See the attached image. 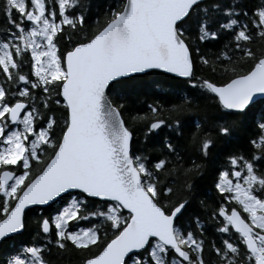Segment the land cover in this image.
I'll use <instances>...</instances> for the list:
<instances>
[{
    "label": "snow or ice",
    "instance_id": "6c2138e0",
    "mask_svg": "<svg viewBox=\"0 0 264 264\" xmlns=\"http://www.w3.org/2000/svg\"><path fill=\"white\" fill-rule=\"evenodd\" d=\"M89 19L87 0H0V244L36 226L0 264L69 247L81 264H264V115L249 157L213 162L207 220L188 215L193 174L264 100V0H113ZM222 34L217 53L198 46ZM153 74H173L179 101L130 111L126 90ZM209 98L229 111L210 119ZM165 127L150 159L140 137Z\"/></svg>",
    "mask_w": 264,
    "mask_h": 264
},
{
    "label": "trees",
    "instance_id": "16d2710c",
    "mask_svg": "<svg viewBox=\"0 0 264 264\" xmlns=\"http://www.w3.org/2000/svg\"><path fill=\"white\" fill-rule=\"evenodd\" d=\"M88 2V14H89V25L92 21L96 19L97 15H101L105 8L113 3V0H87ZM227 3V0H224ZM246 5H255L258 4V0H244ZM103 21L101 20V23ZM97 27L99 25H96ZM3 26L0 25V28ZM89 29L86 27L85 31ZM193 36H196V33L193 32ZM226 36L221 35L219 39L209 40L205 42H198V46L202 51L208 53H217L219 49L222 48V44L225 41ZM210 60L214 57H209ZM217 69V72L221 71L222 64L217 63L214 65ZM204 78H209L210 80H216L217 77L213 76L210 69L201 67V70L197 73ZM179 79V78H177ZM176 79H173V75L159 76V75H149L144 77L138 84L129 87L126 90V97L128 99L129 110H139L147 111V105L155 101H160L162 104L167 106L169 102L176 103L179 101V95L176 91ZM187 89L180 90V94H183ZM209 105L210 119L212 114L219 116L229 110L221 109L217 111L216 104L218 102L213 101L211 98L207 101ZM57 115H63L62 111H58ZM203 111L201 110L200 115L188 114L183 119L188 122L191 127L185 128V131H196L195 124L200 121ZM264 115V100H258L256 106L248 111L245 115L240 116L241 128L238 129L231 138H223L216 141L215 147L211 148L208 153V168L201 172L199 175L193 174V184L196 190V197L194 198L192 205L189 208L188 215L193 214L199 215L202 220H207V215L205 209L200 206L199 201L203 200L205 205L208 207L209 214L212 207L215 206L214 200L212 197L207 195L208 192L212 191L213 187V162L219 165L223 162L227 154L234 153L238 155H244L246 158L254 151L252 145L249 143L250 139H255L257 134V124L261 122V117ZM128 114L125 113V119H127ZM227 119L236 118L234 116H226ZM208 131L207 128L204 129ZM166 136L173 137L175 136V130L169 128H163V130L156 135H151L147 140L143 136L140 137V143L137 147L142 150L145 154L149 155V158H152L153 150L160 147V142ZM180 143H183L181 140ZM186 157H191L195 159L196 163H201L200 157L195 153V149H189L187 153H184ZM191 160L186 159L185 166L187 167ZM178 187V185H177ZM36 210L37 207H32ZM100 210V209H97ZM47 214V213H45ZM29 216L32 219H36V211L30 212ZM84 226H87L86 224ZM103 227V226H102ZM36 231V226L33 225L28 232L25 233L23 237H18L13 242H5L0 244V250H6V246L9 244H19L21 241H27L32 239ZM206 236L208 239H217L218 236L213 233L212 227L209 226ZM87 252H80L72 248H66L62 252L53 250L51 254L46 256V259L51 261V264H81L82 259L87 256ZM207 255V253H205Z\"/></svg>",
    "mask_w": 264,
    "mask_h": 264
},
{
    "label": "water",
    "instance_id": "95a60500",
    "mask_svg": "<svg viewBox=\"0 0 264 264\" xmlns=\"http://www.w3.org/2000/svg\"><path fill=\"white\" fill-rule=\"evenodd\" d=\"M170 75H173V74H170ZM30 207H37V206H30Z\"/></svg>",
    "mask_w": 264,
    "mask_h": 264
}]
</instances>
